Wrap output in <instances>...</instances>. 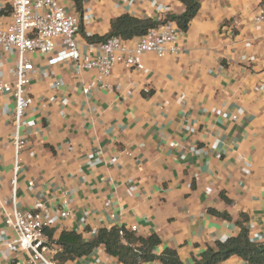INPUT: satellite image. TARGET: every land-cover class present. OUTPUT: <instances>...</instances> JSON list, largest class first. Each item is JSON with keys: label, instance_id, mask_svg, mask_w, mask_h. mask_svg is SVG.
<instances>
[{"label": "crops", "instance_id": "crops-1", "mask_svg": "<svg viewBox=\"0 0 264 264\" xmlns=\"http://www.w3.org/2000/svg\"><path fill=\"white\" fill-rule=\"evenodd\" d=\"M137 1L121 7L81 0L93 16L76 37L81 54L98 53L85 33L102 37L122 15L158 21L185 10L179 0ZM63 6L78 12L73 0ZM177 44L176 54L144 56L143 71L116 65L107 87L87 94L82 88L97 80L96 71L76 74L70 62L49 67L47 56H31L27 89L34 102L20 129L28 147L20 153L14 198L28 216L37 201L50 217L68 211L51 240L74 231L88 241L101 228L124 227L157 235V255L170 248L193 264L207 246L237 236L240 225L250 236L264 235V0H201ZM10 67L6 61V80ZM13 107L11 96H0V264H39L4 246L14 237L2 232L12 199ZM64 264L122 263L97 247ZM219 264L248 263L234 255Z\"/></svg>", "mask_w": 264, "mask_h": 264}, {"label": "built area", "instance_id": "built-area-1", "mask_svg": "<svg viewBox=\"0 0 264 264\" xmlns=\"http://www.w3.org/2000/svg\"><path fill=\"white\" fill-rule=\"evenodd\" d=\"M118 6L131 7L137 0H115ZM150 7L164 11L167 6L156 1L148 3ZM168 13H164V19ZM93 16L89 9L69 12L63 6V0H0V96L9 95L14 101L12 115V145H13V177L11 180V207L3 210L4 231L8 229L14 237L7 240L4 246L7 251L15 253L25 251L31 259L39 264H64L56 261L60 248L51 242L45 229L52 228L58 219L68 216V211H60L58 217H50L43 203L37 201L33 205V213L28 216L17 210L14 194L16 178L20 169V153L28 147V140L20 134L21 127L26 126V112L33 105V97L28 92L30 75L34 72L32 55L47 56V65L56 66L70 62L74 65L75 73L82 70H93L97 80L82 88L87 94L98 84L107 87L104 80L111 74L116 65L126 69L135 68L143 71L146 55L163 58L166 55L180 51L177 44L182 35L174 22H166L157 28L149 29L145 34L124 40L121 37H111L100 44L87 43L89 48H96L98 53L81 54L77 35L82 32L81 25L92 22ZM259 18L258 20H260ZM84 36H90L84 34ZM8 61L11 67L4 77V66ZM45 76H52L47 72ZM61 80L55 82L56 86ZM264 85L259 89H263ZM180 102L184 97L180 96ZM8 112V109H4ZM190 146H186L189 149ZM194 152H199L194 149ZM219 158V155H216ZM264 235L253 234L250 241L259 243Z\"/></svg>", "mask_w": 264, "mask_h": 264}, {"label": "trees", "instance_id": "trees-1", "mask_svg": "<svg viewBox=\"0 0 264 264\" xmlns=\"http://www.w3.org/2000/svg\"><path fill=\"white\" fill-rule=\"evenodd\" d=\"M73 1L77 10L80 11L81 0ZM179 1L185 8L180 15L168 13L164 19L158 21L122 15L111 21L110 31L104 36L83 37L87 43L93 44H100L114 36L130 40L169 21L174 22L180 30L185 31L190 21L196 16L201 0ZM210 213L226 218V215L212 210ZM45 232L51 238L52 228L45 229ZM51 242L60 248L56 255L58 263L73 261L89 255L97 247H103L106 254L122 264H143L154 260H158L160 264H183L174 249L165 248L159 255L155 253L161 244L157 235L151 234L143 237L124 227L101 228L88 241H84L82 236L74 231H62L59 238L56 241L51 240ZM234 255L248 264H264V240L259 243L251 242L247 228L240 225L237 236L207 246L193 259V264H219Z\"/></svg>", "mask_w": 264, "mask_h": 264}]
</instances>
